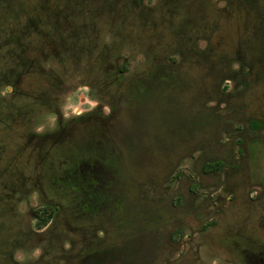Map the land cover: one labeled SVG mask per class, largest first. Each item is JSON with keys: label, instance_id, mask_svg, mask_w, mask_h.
I'll return each mask as SVG.
<instances>
[{"label": "rangeland", "instance_id": "obj_1", "mask_svg": "<svg viewBox=\"0 0 264 264\" xmlns=\"http://www.w3.org/2000/svg\"><path fill=\"white\" fill-rule=\"evenodd\" d=\"M40 87L72 121L4 105ZM0 96V264H264V0H0ZM115 108L121 195L82 215L51 136Z\"/></svg>", "mask_w": 264, "mask_h": 264}, {"label": "flooded vegetation", "instance_id": "obj_2", "mask_svg": "<svg viewBox=\"0 0 264 264\" xmlns=\"http://www.w3.org/2000/svg\"><path fill=\"white\" fill-rule=\"evenodd\" d=\"M122 65L118 66V73L124 72ZM10 75L12 76V73ZM42 89L40 87V90H38L39 94H37V96L25 97L22 94H18L19 98H11V100L7 99L4 105L6 108L10 109V113L12 115L14 113H26L25 115H20V117L23 118H29L35 115L36 117H39L40 115L36 113L40 110L42 116L45 114V106L50 105V109L53 111L54 115H56L58 120L63 118L70 120L71 114L77 112V110L71 111L69 113L65 112L62 98L53 96L48 87ZM7 92H13V90L7 88ZM2 98L3 97L0 96V99ZM20 98H33L34 100L36 99L38 103L31 104L26 102V105H23V101ZM36 107L38 109H36ZM114 111V114L111 115L110 113L107 115L101 114V117L105 119L103 125H107V128H105L104 131L94 127H88L84 131H78L76 126H71L69 129H61L59 132L57 131L51 136L56 138V142L58 141V143H53L51 149H56L62 152V161L64 167H68V170L71 169L72 171L71 174L66 173L64 177H61L60 181L65 182L67 185L68 182H70V185H68L70 186V190L74 191L75 196H81L80 199H82L83 209L91 211L82 212V215H88L89 213L103 209L101 207H104L103 205H105L107 201H109L111 198H117L118 195H121L122 181L119 180V173L114 169V161L108 160L106 157H104V154H100L104 151V148L108 147L111 148L112 151H115L113 154V159L116 157L119 158V162H122L126 158L127 152L125 149L122 147L119 148L115 143L117 139H119L118 131L121 127H123L119 126L120 121H117L115 118L117 111L121 113V108H118L117 111L115 108ZM62 113H65V115H62ZM77 114H80V112ZM95 115L96 114H91L87 118H93ZM13 116L15 118V115ZM41 119H43V117H41ZM110 124L118 125L119 127L112 126ZM126 132H128V127L124 128V136ZM102 134H105V140H98L97 136L101 137ZM59 144L64 145L63 147H60ZM216 165H219V162H216ZM105 174L106 176H104ZM34 177L31 176L33 180H29L27 183L33 187L35 186L34 188L41 197V186L42 190H45L44 183L46 181L43 180L42 182L39 173ZM135 177L136 176H134V178ZM6 189L9 193L11 192L10 194H13L9 184L6 186ZM20 189L23 190V188ZM18 190L16 192H18ZM115 193L118 195H113ZM72 200L75 201V198ZM120 209L121 207L119 208L115 206L112 208L111 214H116L120 211ZM31 215L36 220L35 229L41 230L48 225L50 221L49 217L52 216V209L50 208L48 211L49 216L47 219L42 217L43 214L41 213V208L33 211ZM42 220H47V222L43 223Z\"/></svg>", "mask_w": 264, "mask_h": 264}, {"label": "trees", "instance_id": "obj_3", "mask_svg": "<svg viewBox=\"0 0 264 264\" xmlns=\"http://www.w3.org/2000/svg\"><path fill=\"white\" fill-rule=\"evenodd\" d=\"M42 222H43V223H46V222H47V220H42Z\"/></svg>", "mask_w": 264, "mask_h": 264}]
</instances>
